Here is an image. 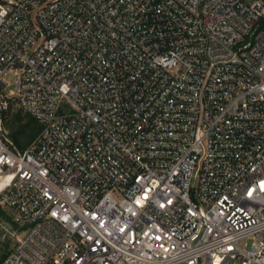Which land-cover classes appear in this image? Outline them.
<instances>
[{
    "label": "built area",
    "instance_id": "1",
    "mask_svg": "<svg viewBox=\"0 0 264 264\" xmlns=\"http://www.w3.org/2000/svg\"><path fill=\"white\" fill-rule=\"evenodd\" d=\"M262 181L264 0H0V264H264Z\"/></svg>",
    "mask_w": 264,
    "mask_h": 264
},
{
    "label": "trees",
    "instance_id": "2",
    "mask_svg": "<svg viewBox=\"0 0 264 264\" xmlns=\"http://www.w3.org/2000/svg\"><path fill=\"white\" fill-rule=\"evenodd\" d=\"M14 103L10 104V109L5 113L4 120L5 125L10 130V139L13 142L14 146L20 150H26L39 136L42 127L37 121H35L29 115H23L22 112L18 111L14 118L8 122L7 119L9 115L12 114ZM0 216L2 219L10 220V218L0 209ZM5 258V257H4ZM3 258V259H4ZM2 259V260H3ZM2 261H0L1 263Z\"/></svg>",
    "mask_w": 264,
    "mask_h": 264
},
{
    "label": "rangeland",
    "instance_id": "3",
    "mask_svg": "<svg viewBox=\"0 0 264 264\" xmlns=\"http://www.w3.org/2000/svg\"><path fill=\"white\" fill-rule=\"evenodd\" d=\"M16 78L17 76L14 71H10L7 73L6 77L4 78V81L8 84V90L14 89ZM18 111L22 112L23 115H26L16 104H14L12 114L9 115V118L7 119L6 122L12 120L14 118V115ZM5 128L10 135L9 128L6 125ZM0 221H2V216H0ZM11 248H12V240L9 237L4 236L0 231V261H2V259L6 256V254L10 251Z\"/></svg>",
    "mask_w": 264,
    "mask_h": 264
},
{
    "label": "snow or ice",
    "instance_id": "4",
    "mask_svg": "<svg viewBox=\"0 0 264 264\" xmlns=\"http://www.w3.org/2000/svg\"><path fill=\"white\" fill-rule=\"evenodd\" d=\"M262 186H264V181L261 182ZM250 194V193H249Z\"/></svg>",
    "mask_w": 264,
    "mask_h": 264
}]
</instances>
